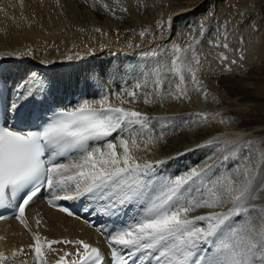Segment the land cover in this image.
<instances>
[{"label": "snow or ice", "instance_id": "6c2138e0", "mask_svg": "<svg viewBox=\"0 0 264 264\" xmlns=\"http://www.w3.org/2000/svg\"><path fill=\"white\" fill-rule=\"evenodd\" d=\"M209 43L217 48L229 47L226 42ZM172 49L171 65L156 70L154 87L145 94L143 102L147 105L185 99V71L194 90H201L197 75L203 67L200 55L191 44L185 49L174 44ZM181 51H191V59L181 57ZM218 60L224 64L229 58L221 52ZM166 73L178 77L179 83ZM17 88L16 99L7 105L4 123H0V207L7 211L13 205L17 209L15 218L25 227L26 206L46 187L53 193H68L54 194L48 201L67 215L73 213L60 207L58 201L85 199L90 205L85 211L120 225L107 234L111 264H264V150L257 159L253 141L234 137L223 142L210 139L207 144L197 145H231L236 151L221 155L219 161L231 159L235 164L220 172L214 163H206L173 178L163 173L164 166L174 157L147 158L164 141V134H152L153 118L146 113L113 106L104 97L99 101L100 107L83 102L75 108L53 112L34 130L17 129L16 125L7 126L8 111L17 119L21 114L29 119L31 113L26 111V105L42 103L51 85L32 74ZM125 95L133 102L138 99L136 91ZM196 115L201 123L217 118H209L207 113ZM140 137L146 140V155H138ZM100 144L103 147L93 146ZM118 148L122 151L118 152ZM74 154H78L76 159L71 158ZM57 158L68 162H58ZM133 208L135 215L122 219ZM200 210L206 211L194 214ZM57 244L74 245L75 251H65L55 264H103L101 250L88 242L52 240L39 232L33 233L28 249L21 248L20 252L31 251L37 264H44L45 252H56L53 245ZM72 256L76 259L72 260ZM7 259L0 252V264Z\"/></svg>", "mask_w": 264, "mask_h": 264}, {"label": "bare ground", "instance_id": "6f19581e", "mask_svg": "<svg viewBox=\"0 0 264 264\" xmlns=\"http://www.w3.org/2000/svg\"><path fill=\"white\" fill-rule=\"evenodd\" d=\"M157 12V8H151L150 0H0V58L6 62L7 75L11 73L16 81H25L32 74H37L47 80L53 90L66 94L67 87L74 85L80 89L81 96L86 93L81 101L90 100V104L100 106L99 101L108 97L113 106L135 108L152 117V134L163 133L164 141L154 147V155L149 153L147 158L155 160L174 157L164 166V175L174 178L206 163H214L220 172H224L228 167H225V162L219 161L222 143L215 147H196L207 144L210 139L223 142L231 136V132L214 136V126L210 122H200L201 118L196 114L206 113L209 106H206L205 111H200L196 105V100L202 99L203 92L195 91L190 83L189 89L186 87L185 99H168L152 105L143 102L145 94L154 87L156 70L171 65L169 57L158 54L142 58L143 55L133 54L135 51L125 52L114 48L86 49L85 52L92 53L75 57L80 55V50L75 47L80 45L81 31L101 28L117 34L153 21ZM178 21H182L181 17H176L171 25L168 21L167 31H171V26ZM65 40L73 41L67 49H63ZM260 41L264 43V38ZM40 47L50 49V52H46L47 55L39 54L36 50H40ZM258 56L259 52H254L249 61H257ZM78 59L81 61H77ZM29 65H33L39 73L27 69ZM168 78L179 83L178 77L168 75ZM202 81L201 83L206 84L205 80ZM137 84L141 87L137 88ZM245 85L255 88L253 81H247ZM166 88L167 85L165 90ZM130 91L138 93L136 102L125 95ZM66 94H59L57 98L63 99ZM121 100L125 103L121 104ZM230 126L233 127L231 130L237 129L238 124L232 121ZM124 138H128L127 135ZM145 142L144 137L138 138L141 148L138 155H146L143 151ZM113 143H116L115 139ZM98 146L103 147V144ZM117 151L122 149L118 148ZM233 165L230 163L229 168ZM204 211L206 210L194 214H202ZM27 214L29 218L35 215L41 220L39 226L35 224L34 230L48 239L85 237L93 243L100 241L85 224L46 207L38 199L27 207ZM0 234V252L8 257L4 264H33L30 263L33 261L31 256H26L27 261L22 256L13 257L14 250L30 242L32 236L12 220L0 223ZM62 248L61 245L55 247L59 252Z\"/></svg>", "mask_w": 264, "mask_h": 264}, {"label": "rangeland", "instance_id": "374dc122", "mask_svg": "<svg viewBox=\"0 0 264 264\" xmlns=\"http://www.w3.org/2000/svg\"><path fill=\"white\" fill-rule=\"evenodd\" d=\"M150 6L153 10L158 9L157 16L144 25L117 34L101 28L81 31L80 45L75 47L80 50V55L75 57L92 53L85 52L86 49L114 48L125 52L135 51L133 54L143 55L142 58H148L150 53L155 52L169 57L171 61L174 57V44L181 49L191 44L200 55L203 65L197 75L201 81H206V84L204 81L201 83L202 99L196 100L198 109L205 111L209 105L211 107L208 106L206 110V113L209 111V118L217 116L214 120L210 119L215 128L214 136L231 132L226 140L241 137L243 141H253V152L257 153L256 158L259 159L261 150H264V43L260 41L264 38V0H150ZM176 17H181L182 21L175 22L171 31H167L168 21L171 25ZM210 41L221 44L226 42L229 47H213ZM72 44V40H65L63 49ZM42 48L36 52L46 55L50 52V49ZM256 51L259 52L257 61H249V57ZM221 52L229 58L224 64L218 60ZM179 55L191 59V51H181ZM231 60L237 63L230 64ZM228 67H231V71H228ZM28 68L36 69L33 65ZM188 77L190 75L185 71L184 87L189 89L188 84L192 82ZM246 80L253 81L255 88L245 85ZM75 89L76 93L80 92L74 85L68 86L64 97L75 92ZM232 121L238 124L237 129H230L233 128L230 126ZM230 151L236 149L231 145L224 148L222 143L220 154L227 155ZM230 163L235 164V161L230 159L225 162L227 169H230Z\"/></svg>", "mask_w": 264, "mask_h": 264}]
</instances>
